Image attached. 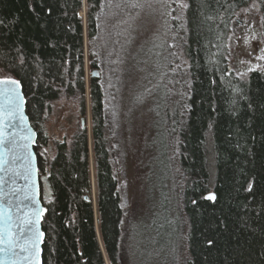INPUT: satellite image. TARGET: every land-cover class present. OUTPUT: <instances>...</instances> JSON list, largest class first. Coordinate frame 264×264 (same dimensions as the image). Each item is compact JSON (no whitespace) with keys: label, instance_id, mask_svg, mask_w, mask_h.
Returning <instances> with one entry per match:
<instances>
[{"label":"trees","instance_id":"obj_1","mask_svg":"<svg viewBox=\"0 0 264 264\" xmlns=\"http://www.w3.org/2000/svg\"><path fill=\"white\" fill-rule=\"evenodd\" d=\"M181 3L182 59L166 70L164 133L189 264H264V69L243 80L228 68L238 11L255 2L264 40V0H0V80L17 81L37 134L44 242L41 264H119L124 223L106 107L89 79L97 239L86 128L84 27L90 67L116 44L123 15H154ZM155 11V12H153ZM150 13V14H149ZM172 48V44H170ZM78 99L84 126L40 150L51 104ZM173 108H175L173 110ZM45 182L48 195L43 196Z\"/></svg>","mask_w":264,"mask_h":264},{"label":"rangeland","instance_id":"obj_2","mask_svg":"<svg viewBox=\"0 0 264 264\" xmlns=\"http://www.w3.org/2000/svg\"><path fill=\"white\" fill-rule=\"evenodd\" d=\"M177 4V10L170 8L168 12L154 15H123L117 22L116 44L109 46L98 69L90 67L88 58L86 12L82 9L79 13L84 27L85 110L89 134L87 197L94 208L89 79L91 72L97 71L106 107L111 162L119 182L125 218L119 264H189L190 260L183 225L185 217L179 213L164 133L166 70H172L176 59L180 63L183 56L182 8L180 1ZM228 49V68L241 79H247L252 70L264 69L261 15L255 2L237 12ZM79 103L78 99H61L53 102L46 113L44 129L50 144L40 151L49 158L53 155L52 141H69L81 124ZM47 195L44 182L43 196ZM96 216L97 212L95 219ZM106 264H109L107 260Z\"/></svg>","mask_w":264,"mask_h":264},{"label":"water","instance_id":"obj_3","mask_svg":"<svg viewBox=\"0 0 264 264\" xmlns=\"http://www.w3.org/2000/svg\"><path fill=\"white\" fill-rule=\"evenodd\" d=\"M98 72L92 71L91 78H97ZM10 81V80H3ZM19 99H11L7 84L0 87V232L10 228L16 245L31 247L35 235L41 264L44 233L42 220L45 212L41 201V189L38 177L37 158L34 145L37 139L25 113V99L21 86H15ZM18 105V107H17ZM84 126V120H81ZM87 197V196H86ZM88 198V197H87ZM11 216L8 221L7 217ZM30 219L33 225L22 223ZM42 233V235H40ZM8 235L4 233V242L0 243V264H31L24 259L29 253L17 246L10 250ZM15 252L16 254H13Z\"/></svg>","mask_w":264,"mask_h":264},{"label":"snow or ice","instance_id":"obj_4","mask_svg":"<svg viewBox=\"0 0 264 264\" xmlns=\"http://www.w3.org/2000/svg\"><path fill=\"white\" fill-rule=\"evenodd\" d=\"M5 84H7L8 88L10 89V91L8 93L9 97L11 99L18 100L19 99V93L17 92L16 87H15V86L18 85V82L17 81H13V80H10V81L0 80V87L4 86ZM17 107H18V105H17ZM2 144H3V140L0 139V145H2ZM2 215L3 214L0 213V216H2ZM7 220L10 221L11 220V216H8ZM22 223H24L25 225H33V227H34V222L31 221L30 219H24L22 221ZM5 232L8 235L7 243L10 245V250L14 249L17 246H19L21 251L29 253V255L25 256L24 259L30 260L31 264H35V262L39 260V251L40 250L37 247V239H36L35 235H34L32 241H31V247L28 248V247H24L22 245H16L15 244V242L12 239V233L10 231V228H8V227H5L3 229V231L0 232V243L4 242V233ZM40 235H42V233ZM0 251H3V249H0ZM13 254H16V253L13 252Z\"/></svg>","mask_w":264,"mask_h":264},{"label":"bare ground","instance_id":"obj_5","mask_svg":"<svg viewBox=\"0 0 264 264\" xmlns=\"http://www.w3.org/2000/svg\"><path fill=\"white\" fill-rule=\"evenodd\" d=\"M82 14V13H81ZM92 176H93V174H92ZM92 184H93V192H95V184H94V177H93V180H92ZM93 200L95 201V196H94V194H93ZM96 211V202H94V208H93V211ZM94 211V213L96 214V212ZM95 218V217H94ZM95 228H96V231H97V239H98V241L100 242V238H99V234H98V222H97V216H96V219H95Z\"/></svg>","mask_w":264,"mask_h":264}]
</instances>
